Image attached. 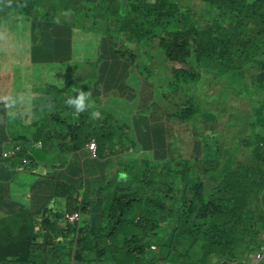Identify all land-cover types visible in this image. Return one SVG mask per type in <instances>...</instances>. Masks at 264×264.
I'll return each instance as SVG.
<instances>
[{
    "label": "trees",
    "instance_id": "16d2710c",
    "mask_svg": "<svg viewBox=\"0 0 264 264\" xmlns=\"http://www.w3.org/2000/svg\"><path fill=\"white\" fill-rule=\"evenodd\" d=\"M2 43L0 264L263 252L264 0H0Z\"/></svg>",
    "mask_w": 264,
    "mask_h": 264
},
{
    "label": "rangeland",
    "instance_id": "374dc122",
    "mask_svg": "<svg viewBox=\"0 0 264 264\" xmlns=\"http://www.w3.org/2000/svg\"><path fill=\"white\" fill-rule=\"evenodd\" d=\"M18 32H20V31H18ZM5 43H7V41H5ZM4 45L5 44H3V43L0 44V50L4 48ZM205 79L206 78L204 77V79L202 81V83H203L202 84V86H203L202 87V89H203L202 93L204 95L202 97V99L206 102L210 101V100H212V101L219 100V92H218L219 89H218V87H212L211 82H209L208 80H205ZM208 79H209V77H208ZM227 98L228 99L226 102V107L230 113L239 114L242 116L248 115L250 113V110L252 108V102L249 98H246L245 96H242L240 94L239 95L231 94V95L227 96ZM218 129H219L220 134L223 135V137H228V136L231 137V134L233 133V132H231V130L228 129V126L225 124L224 125L219 124ZM224 140L225 139L222 138L221 141H224ZM252 261H253L252 264H264V257L262 259H259V260L254 258Z\"/></svg>",
    "mask_w": 264,
    "mask_h": 264
},
{
    "label": "clouds",
    "instance_id": "9594fccd",
    "mask_svg": "<svg viewBox=\"0 0 264 264\" xmlns=\"http://www.w3.org/2000/svg\"><path fill=\"white\" fill-rule=\"evenodd\" d=\"M89 96H90V93L88 91L81 90L75 97H69L67 99V104L70 105L71 107H73L75 109L76 113L84 112L88 108V104L86 103V101L88 100ZM97 115H99V113H96V112L92 113L93 118H95ZM91 143H95V142L93 141ZM90 144H88V146H87L88 149H89ZM96 148H97V145H96ZM89 151H90V149H89ZM96 154H97V151H96ZM65 218L68 219L67 216ZM76 221H74V222H76ZM74 222H71V223H74Z\"/></svg>",
    "mask_w": 264,
    "mask_h": 264
},
{
    "label": "built area",
    "instance_id": "2783aa9c",
    "mask_svg": "<svg viewBox=\"0 0 264 264\" xmlns=\"http://www.w3.org/2000/svg\"><path fill=\"white\" fill-rule=\"evenodd\" d=\"M89 149L92 152L93 156H95L96 155V151H97L96 144L95 143H91L89 145ZM67 218L69 219L70 222H74V221L78 220L79 214L69 215V216H67ZM263 257H264V250H263V252L258 253L255 256V258L258 259V260L262 259Z\"/></svg>",
    "mask_w": 264,
    "mask_h": 264
},
{
    "label": "crops",
    "instance_id": "0c3cea01",
    "mask_svg": "<svg viewBox=\"0 0 264 264\" xmlns=\"http://www.w3.org/2000/svg\"><path fill=\"white\" fill-rule=\"evenodd\" d=\"M1 74H3V73L1 72ZM13 90H14V89L12 88L11 91H10V93H9V95H11V93H13ZM4 96H5V95H4ZM5 97H6V98L8 97V100H12V99H9V96H8V95H6Z\"/></svg>",
    "mask_w": 264,
    "mask_h": 264
}]
</instances>
